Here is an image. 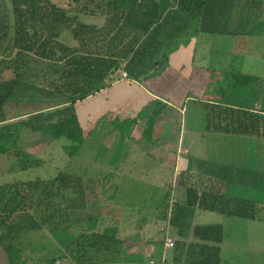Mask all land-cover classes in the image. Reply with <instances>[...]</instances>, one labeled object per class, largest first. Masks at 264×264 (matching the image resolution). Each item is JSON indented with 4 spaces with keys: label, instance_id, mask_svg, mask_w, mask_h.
Listing matches in <instances>:
<instances>
[{
    "label": "trees",
    "instance_id": "obj_1",
    "mask_svg": "<svg viewBox=\"0 0 264 264\" xmlns=\"http://www.w3.org/2000/svg\"><path fill=\"white\" fill-rule=\"evenodd\" d=\"M65 1L62 7L53 0H0V141L17 142L24 132L39 136L41 143L65 138L73 144L71 154L76 153L93 134L81 127L78 105L114 88L118 82L133 86L158 76L166 69L179 39L200 34L214 49L217 43L227 49L230 37H237L241 38L240 54L248 51L249 41V49L254 48V52L263 42L257 25L263 17L262 0ZM261 54L264 56V51ZM235 73H231V91L239 95L246 90L247 95V88L257 78ZM131 100L107 112L116 115ZM229 101L202 105L206 133L245 136L256 144L257 140L264 141V113L250 112ZM155 102L158 100L125 119L116 115L106 124L109 132L115 133L114 140L124 141L146 115L149 117L142 138L150 139L158 112L154 110L150 115L149 109ZM102 115L96 117L95 126ZM29 157L25 154L20 161L22 169L39 165L40 160ZM86 180L90 181V177L59 171L50 180L0 185V243L10 264H117L129 257L116 228L110 225L101 232L102 218L93 212L100 201L89 198L87 191L91 190ZM166 184L167 189L158 199L156 193L149 196L144 189H140L142 193L139 190L144 200L152 202L134 209L140 216L139 228L153 212L151 206H156V217L167 221L176 235L191 233L200 242L213 245L223 242L224 228L220 224L191 227L195 208L249 224L264 223V211L258 209L256 200L210 192L198 196L189 188L183 200L173 203L172 186ZM256 186L262 188L260 182ZM117 192L127 196V191L115 189V200H121ZM129 195L135 198L136 193ZM73 218L77 223L91 224L93 230L72 234L71 230L76 229ZM39 232L55 237L63 247L44 262H35L32 256L45 248L44 244L24 243L28 234ZM173 242L171 249H178L180 244ZM202 250L209 252L210 263L212 259L213 264H219V247L202 246Z\"/></svg>",
    "mask_w": 264,
    "mask_h": 264
},
{
    "label": "crops",
    "instance_id": "obj_2",
    "mask_svg": "<svg viewBox=\"0 0 264 264\" xmlns=\"http://www.w3.org/2000/svg\"><path fill=\"white\" fill-rule=\"evenodd\" d=\"M262 1L264 2V0ZM262 37L263 42L259 48L261 53L264 51V33ZM239 40L241 38L230 37L229 47L224 49V53L220 54L200 34L183 37L174 43L175 50L169 55L167 67L161 74L139 85L127 86L125 83H116L114 88L103 91L92 100H88L81 110H77L79 118L84 115L89 116V113L96 118L104 111L107 112L114 105L127 99L132 100L128 103L129 105L123 107V118L121 119L140 112L149 106L152 100H158V102L166 104V108L163 107V110L157 111L158 115L151 125L149 136L153 140L142 138L134 142L139 147V152L147 158L146 161H150L153 168H157L160 165L164 171H169L171 167L170 175L176 177V184L174 183L175 181L171 184L172 199L170 202L174 203L179 201V199L183 200L186 190L192 188L198 196L201 193L210 192L223 196L227 194L247 200H256L258 209L264 211V141L257 140L256 144L252 138H246L245 136L206 133L204 119L202 118L203 104H221L220 102H223L224 99H229L230 104L243 107L250 112L264 113V62L261 60V65H255L250 71H246L248 67L244 66V58L250 53L246 52L242 54L243 57L241 56L238 51ZM250 42L248 47L252 46V42ZM205 44V53L203 55L205 63L195 62L196 50L202 49ZM210 52L213 53L211 54ZM260 52L259 54H261ZM213 55H216L218 68L207 67V59L212 58ZM239 56L243 59H239V64L234 65L235 60ZM262 59L264 60V56ZM225 63L226 65L223 66ZM235 72L242 73L250 78H257L256 83H252L247 88V95L246 90L239 95L231 91V73L236 74ZM195 101H197V105ZM188 104H193L196 107L192 108L189 117L184 119L183 116L187 112L185 108ZM151 109H149L150 115L154 112V109L153 111ZM168 109H172V112ZM174 112L177 114L174 115ZM196 114L198 115V125L195 128L184 127L189 120L194 122L192 118ZM179 115L181 116L180 118L178 117ZM160 116H165L167 119L160 122L158 120ZM148 117L146 115L142 120H139L133 127L132 132L134 129H139L143 133L146 129ZM183 122L185 123L184 125ZM162 125H165V129L161 127ZM187 132L197 136L195 142L192 143L188 139L190 135H187L188 137L185 136ZM118 142L114 141L113 143L116 144ZM125 142L127 140L123 141V143ZM202 145L207 146L204 156L198 153L197 157L189 156V152L193 150L192 147L195 148L197 146L199 148ZM220 146L222 148L218 151L216 150L217 152L211 149V147ZM252 149L256 151V158H254ZM198 152H200L199 149ZM221 155L222 157L220 158ZM237 166H241V168L236 169ZM111 167L112 170L119 169L118 165H112ZM154 171L155 173L157 172L156 170ZM259 182L262 188L254 187V184H259ZM167 186V184L162 185V187L156 185V188L153 186L150 193L151 195L156 193V199H158L167 189ZM257 195L258 199H255ZM151 207L153 209L151 215L156 220L153 221L152 219L149 223L151 228L149 237L139 234L142 228L137 229V233L130 237H122L124 247L128 249L126 254L129 257H123L117 264H213L212 259L211 263L209 262V252L204 251L202 253V246L219 247V264H225L227 250H233L232 252L238 253L236 249H241V252L247 253V247L252 246V238L248 241L249 234L246 228L251 227L249 221H240L228 215L195 208V214L190 220L191 227L220 224L224 228L225 224H231L234 226L240 225V227L244 228L245 241L243 245L237 247L229 244L225 237V230L223 242L213 245L200 242L191 233L182 236L176 235L173 229L169 227L167 221L162 222L156 217L158 213L157 211L154 214L156 206ZM104 222L102 226H104ZM114 223L105 227L108 228L112 225L117 229L118 226ZM261 225H264V223ZM117 231L116 233H118ZM166 237L172 238L176 244H180V247L176 250L166 249L164 246ZM230 254V259L232 255H236L234 253Z\"/></svg>",
    "mask_w": 264,
    "mask_h": 264
},
{
    "label": "rangeland",
    "instance_id": "obj_3",
    "mask_svg": "<svg viewBox=\"0 0 264 264\" xmlns=\"http://www.w3.org/2000/svg\"><path fill=\"white\" fill-rule=\"evenodd\" d=\"M53 1L59 6H66L65 0ZM257 25L260 26L259 34L263 35L264 19H260ZM217 44L215 50H217V52H219L220 54L224 53L225 48H223L221 44H219V46H217ZM260 45L261 43H259V46L257 45L255 48H259ZM205 47L206 44L202 49L196 50L195 62H201L202 64L205 63V60L203 59ZM253 49H249L248 47L247 52L250 54H247L246 58H244V66L248 67V70L246 71H250L255 65H261V60L264 62V60L262 59V54H259L258 50H256L257 52H253ZM241 56L243 57L242 54ZM242 57L239 56V58L235 60L234 65H238L239 59H243ZM207 60V64L209 65H207V67H219L218 62L216 61V55L213 58H208ZM224 65H226V63L223 64V66ZM136 84L139 85L142 83L138 82ZM85 103L86 101L79 104L77 110H81V108L85 106ZM153 106L151 107V111H153V109L157 111L163 110V106L160 102H155ZM164 107L166 108V104L164 105ZM195 107L196 106H194L193 104H188L185 108L187 112L184 115L185 117L183 116V118L187 119L191 113V109H194ZM168 110L172 112V109ZM117 112H119L116 114L119 119L123 118L122 110ZM89 114V116L84 115L83 117H80L81 127H83L84 130L88 128V131H92L93 134L89 137H87L85 133L82 134V136L89 139L86 140L85 145H83L82 147L83 149H80L76 153L71 154L73 144L65 138L53 140L48 143H41L38 140L39 136L31 137L27 135L29 133L24 132L20 137L21 139H19L17 142H13L11 140H1L0 185L15 182H29L36 179L50 180L54 178L59 171H71L73 173L83 175L84 179L90 177V181L86 180L85 184L90 186L91 191H87V193L89 194V198L94 199L98 202L100 201L97 207H93V212L98 213L101 218H104L103 222H105L104 226L101 227V232L107 231L106 229H102L115 222L114 224H117L118 226L117 237H130L131 235L137 233L136 231L137 229H139L138 220L140 216L136 213V211H134V209L140 207L145 202L146 204L152 203L151 201L144 200V198L140 196V194H138L139 190L144 189L147 195L149 194V196H151L150 192L152 191L153 186L155 187L157 185L162 187V185L166 184L165 182L172 184V182L174 181V183L176 184V177L170 175L171 167L169 168V171H164L160 165L157 168H153V165L150 163V161H146L147 158H145L144 155L139 152V147L134 142L137 139H142V132H140L139 129H134L129 137L125 136V140H127V142L123 143V141H119L118 143L114 144V139L117 138L113 131L109 132L110 127L108 128L106 124L110 123V121L112 122L117 116L113 114V112H106L102 115L100 123L95 126L93 123L96 122L97 119L95 117H92L93 114ZM175 114L177 113L174 112V115ZM196 115H193L194 117L192 118L194 119V122L192 120H189L188 122H186V124L183 122V125L185 124L184 127L195 128L198 125V115ZM166 119L167 118L165 116L158 117V120H160V122ZM161 127L165 129V125H162ZM190 133L191 132H187L185 136L190 135V138L188 139L193 143L196 141L197 136ZM145 134V136L148 137V134ZM145 140L153 139L146 138ZM192 148L193 150L189 152V156L197 157V153L201 156L205 155L207 146L202 145L199 148H197V146L195 148ZM221 148L222 146L211 147V149L214 151H218ZM198 149L200 150V152H198ZM16 153H19L21 155L18 156ZM25 154H28L31 160H40L39 165L22 169L23 167L20 164V161H23L25 159ZM221 157L222 155L220 156V158ZM116 159H118L119 161H116ZM112 165H118L119 169L112 170ZM239 167L241 168V166H237L236 169ZM153 170H156L157 172L155 173V171L153 172ZM169 175L170 177H168ZM154 183L159 184L155 185ZM137 187L138 189H136ZM115 189H119L118 191H127V196L122 195L121 197L119 196V194L121 193L117 192V198L121 200H115ZM133 191L136 193L135 198L134 196L132 197V195H129L131 192L133 193ZM140 192L142 193L143 191L140 190ZM98 202L96 204H98ZM152 219L153 221L156 220L152 215L148 216V220L139 231V234H143L145 235V237H149L151 230L149 223L150 221H152ZM72 224L76 227L75 230H71L72 234H77V232H81L83 229H86L88 231L93 230L91 224L86 223L85 225L84 222L77 223L75 222L74 218L72 220ZM250 226L251 227L246 228L248 229L249 234L248 241L250 240V238H252V246L247 247V253L241 252V249H236V252L238 251V253L232 252L233 250H227V259L225 264H264V225L258 223H255L254 225L250 223ZM224 230L225 237L229 244H233L237 247H239V245H243L245 241V236L243 235V227H240V225L234 226L231 224H225ZM24 243H27L29 246H35L38 244L45 245V248H43L37 254L32 255L33 261L35 262H44L45 260H48L50 254H58L59 251H57V249H60L61 251L63 249V247L55 242V237L45 234L44 232L28 234L24 238ZM48 248L49 251L46 250ZM230 253H234L236 255H232V258L230 259Z\"/></svg>",
    "mask_w": 264,
    "mask_h": 264
},
{
    "label": "water",
    "instance_id": "obj_4",
    "mask_svg": "<svg viewBox=\"0 0 264 264\" xmlns=\"http://www.w3.org/2000/svg\"><path fill=\"white\" fill-rule=\"evenodd\" d=\"M0 264H10L8 255L0 243Z\"/></svg>",
    "mask_w": 264,
    "mask_h": 264
},
{
    "label": "built area",
    "instance_id": "obj_5",
    "mask_svg": "<svg viewBox=\"0 0 264 264\" xmlns=\"http://www.w3.org/2000/svg\"><path fill=\"white\" fill-rule=\"evenodd\" d=\"M122 75H123V77L125 76V74H122ZM173 245H174V242L171 238L165 239L164 246L166 249H171L173 247Z\"/></svg>",
    "mask_w": 264,
    "mask_h": 264
}]
</instances>
